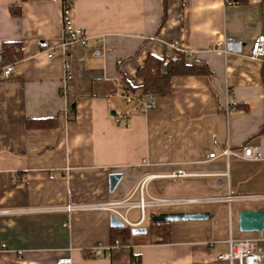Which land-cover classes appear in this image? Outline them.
Returning <instances> with one entry per match:
<instances>
[{
	"label": "crops",
	"instance_id": "crops-1",
	"mask_svg": "<svg viewBox=\"0 0 264 264\" xmlns=\"http://www.w3.org/2000/svg\"><path fill=\"white\" fill-rule=\"evenodd\" d=\"M65 1L0 0V46L22 45L14 71H0V210L137 199L142 182L146 196L200 201L148 208L141 224L133 208L128 225L148 232L119 250L111 249L108 210L0 214V264H132L135 254L133 264H238L219 253L230 236L264 238L238 225L241 211L264 209V198L229 196L264 194V159L222 154H242L246 145L264 152V60L214 46L231 37L248 49L264 34V0H169L164 21L163 0H72L76 25L100 38L85 48L60 44ZM15 4L20 15L11 12ZM42 40L55 47L53 57ZM172 41L212 76H174L170 95L139 113L123 99L121 76L140 86L137 69L149 55L163 57ZM177 212L208 216L172 221L171 242H156L152 215Z\"/></svg>",
	"mask_w": 264,
	"mask_h": 264
},
{
	"label": "built area",
	"instance_id": "built-area-1",
	"mask_svg": "<svg viewBox=\"0 0 264 264\" xmlns=\"http://www.w3.org/2000/svg\"><path fill=\"white\" fill-rule=\"evenodd\" d=\"M73 1L67 0L64 2L62 9V29L63 34L61 38V46L67 47L70 44L78 45L83 48L88 47L90 45H96L99 43L100 38L92 37L88 34L85 29H82L78 25H76L73 14ZM150 39H153L150 38ZM41 47L43 51L47 54L48 57H53L55 55V47L48 42V40L41 41ZM217 49L222 50L225 53L237 52L239 54H246L253 59H262L264 60V34H260L257 37L251 46L246 49L244 43L237 41L234 38L228 37L223 40H220L214 46ZM168 50L178 49V42L172 41L167 46ZM3 59V49L0 46V61ZM14 63H10L0 67V71L4 75H10L14 71ZM67 81L71 79L72 72L67 69ZM67 92V87L64 89ZM123 99L127 104H132L134 101H138L139 104L137 106V111L139 113H145L148 109L154 107V101L147 97H142L139 92L123 94ZM128 118L123 115H117L115 118V122L117 124L127 125ZM225 157L230 158L232 155H237L242 159H250V160H261L264 159V152L262 146L259 145H246L243 148L242 154L237 153L229 148L226 149L223 154ZM217 155L215 153H209V158H216ZM185 174L183 171H175L172 174L173 177L181 176ZM143 183V182H142ZM140 183L137 190H139V198H134V194L128 198L121 199L119 201H104L101 203H67L61 206H47V207H33V208H20L18 210L14 209H4L0 210V214L4 213H19V212H66L67 214H72L76 210L90 211V210H99L105 211L108 210L112 213V215L120 218L124 223L130 224L128 218V212L133 210V208L140 209L142 214L148 208L152 209H160L162 207L175 206L177 204H191L192 202H199L198 198L191 199H183V198H155L150 195H145L144 185ZM264 194L255 195H234L229 196V200L239 199V200H248V199H263ZM138 222L141 224L144 221V216ZM264 242V238H233L229 237L227 240L228 248L226 251L219 253V257L222 259L228 260L230 263L234 261H238V264H264V254L260 249V244ZM213 245H217V241L212 242ZM129 244L121 245L118 241L111 247V249H120L125 248ZM94 253L97 255L99 253V248L94 249ZM55 264H80L79 262H75L71 258H63L59 259Z\"/></svg>",
	"mask_w": 264,
	"mask_h": 264
},
{
	"label": "trees",
	"instance_id": "trees-1",
	"mask_svg": "<svg viewBox=\"0 0 264 264\" xmlns=\"http://www.w3.org/2000/svg\"><path fill=\"white\" fill-rule=\"evenodd\" d=\"M25 1V0H23ZM245 0H239L242 3ZM164 17L163 21L168 16L169 0H163ZM11 12L14 15L22 13V5L15 4L11 7ZM3 59L0 61V67L13 63L22 57V45L20 42H4L2 44ZM137 77L142 81L140 86L131 84L125 76H121L120 85L125 90V94L139 92L142 97L150 98L155 101L158 96H168L172 90V78L174 76L194 75L207 77L212 76V69L204 62H196L190 60V55L179 49H171L165 52L163 57L149 55L142 66L137 69ZM139 102L134 101L132 105L137 109ZM75 113V104H72L68 115L73 119ZM47 121H32L31 125L44 126ZM29 125V124H28ZM172 228L169 222L157 223L153 222L149 225V231L156 238L158 243L171 242ZM133 228L126 224L120 228H112L111 241L115 244L118 241L121 245L130 244L133 236ZM132 264L139 261L137 255H132Z\"/></svg>",
	"mask_w": 264,
	"mask_h": 264
},
{
	"label": "water",
	"instance_id": "water-1",
	"mask_svg": "<svg viewBox=\"0 0 264 264\" xmlns=\"http://www.w3.org/2000/svg\"><path fill=\"white\" fill-rule=\"evenodd\" d=\"M114 114V112H112ZM122 173H113L110 175V186L111 189H115L118 181L121 179ZM208 215L202 213H162V214H154L152 215V220L157 223L163 222H172L177 220H191V219H205ZM125 223L113 215L111 218V226L114 228H120L124 226ZM240 230L243 232H264V209H249L243 210L239 213V223ZM133 234H146L148 232V228L142 226H134Z\"/></svg>",
	"mask_w": 264,
	"mask_h": 264
},
{
	"label": "rangeland",
	"instance_id": "rangeland-1",
	"mask_svg": "<svg viewBox=\"0 0 264 264\" xmlns=\"http://www.w3.org/2000/svg\"><path fill=\"white\" fill-rule=\"evenodd\" d=\"M136 212L138 213L137 210H134V211L131 213V215H130L129 218H130V219H134V217L138 215ZM261 251L264 252L263 250H261Z\"/></svg>",
	"mask_w": 264,
	"mask_h": 264
}]
</instances>
